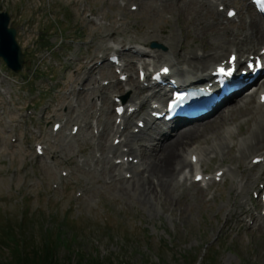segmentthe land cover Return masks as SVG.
<instances>
[{
  "label": "rangeland",
  "instance_id": "rangeland-1",
  "mask_svg": "<svg viewBox=\"0 0 264 264\" xmlns=\"http://www.w3.org/2000/svg\"><path fill=\"white\" fill-rule=\"evenodd\" d=\"M181 1L173 0L170 5H165V10L156 18L152 11H148L152 8L150 4L146 6L141 0H0V11H12L14 15L11 26L17 31L16 41L24 54L26 69L22 76H32L29 83L6 85L5 94L0 95V238L3 231L11 227L10 232H18L19 237L29 235L40 240L45 228L54 233L60 227L62 234L77 236L75 250L113 256L130 264H204L207 250L213 252L209 253L215 261L213 264H264V227L255 229L239 224L238 213L244 209L239 204L250 198L256 181L244 191L239 188L246 185L244 181L248 179L249 183L254 178H247L249 171L244 169L245 162L236 159L237 146L230 152H227L228 147L220 149L219 155H225L223 161H218L220 157L216 155L209 164L202 163V168L209 172L221 166L235 168L240 164V168L235 170L236 178L214 183L205 191L196 185L178 186L171 197L158 191L149 206L116 193V182L108 173L100 172L98 167L85 171L78 166L79 156H83L81 159L86 157L85 164L89 159L92 162L94 156L89 131V137L83 142L84 148L62 137L56 145L49 147L45 157L35 161L33 144L43 137L31 140L25 128L13 126L28 104L33 106L35 103L30 97L34 96L36 89L37 92L42 88L47 90L48 97L55 95L48 112L50 116L59 119L66 114L68 105L64 101L67 97L64 88L75 86L80 80L81 71L77 69L79 64L75 60L80 58L93 62L102 54L99 49L101 42L105 47L114 45L117 37L108 36L105 32L120 31V39H138L143 37L147 26L154 27L156 37L149 41L164 44L166 35L172 31L176 41L171 48L164 44L168 51L181 53L182 47L185 53L193 55L194 51L201 50L202 45L208 44L214 34L225 36L226 30H233L237 23L230 22L225 26L220 19L219 23L212 21L213 6L209 12L198 13V16L193 10L190 18L186 15L183 19L173 12L175 4L180 5ZM230 2L240 5L243 12V5L238 0ZM120 3L126 5L121 8ZM193 3L200 7L194 0ZM130 4H137L140 9L131 12ZM88 14L102 16L100 23L94 25L89 22ZM244 28L240 27L239 31ZM45 44L56 45L60 54L41 59ZM69 58L72 60L68 61ZM58 60L61 65H58ZM38 75L42 81L34 82ZM112 76V73L108 75L109 78ZM51 79H59L61 83L50 89ZM41 103L42 100L38 106ZM249 103L254 110L252 97ZM92 107L93 104L90 110ZM226 114L222 111L220 118L201 128H217L221 132L230 129L236 134V138L228 143L232 145L246 136L237 132V125L244 132L252 125L245 123L246 116L242 115L224 125L222 120ZM80 120H84V116H77L73 111L68 128L72 122ZM209 134L206 136L208 139L214 137V134ZM11 137L17 141L10 142ZM205 139H182L181 142L184 148L199 146L207 151L213 150L214 142ZM106 140L109 143L110 137L107 136ZM140 153L144 154L143 149ZM108 167L109 163H105L104 171ZM63 169H71L72 173L68 177H60ZM115 173L121 177L120 170ZM53 182L58 183L57 189L51 187ZM77 190L83 193L79 198L75 196ZM57 252L61 258L68 254L62 247ZM6 254L0 243V262Z\"/></svg>",
  "mask_w": 264,
  "mask_h": 264
},
{
  "label": "bare ground",
  "instance_id": "bare-ground-1",
  "mask_svg": "<svg viewBox=\"0 0 264 264\" xmlns=\"http://www.w3.org/2000/svg\"><path fill=\"white\" fill-rule=\"evenodd\" d=\"M173 0H141L143 4L147 6L149 3L152 8L148 11H152L153 17H159L160 12L165 10V7L170 5ZM180 5L175 4L173 8V12L176 14H180V16L184 19V17H189L191 11L197 12L199 15L207 13L210 11L211 5L208 4V0H194L196 4L200 7H197L193 0H182ZM166 5V6H165ZM151 13V12H150ZM187 21H191L188 20ZM249 27L252 29V34L247 35L244 39H240L239 41H235V36L226 35L223 36L221 33L214 34L213 37H210L208 44H206L203 48L205 51L201 58H198L196 52L194 53L191 59L185 58V55L179 54H170V52L162 53L163 60L172 61L178 58L180 63L187 66L186 71H193L197 73L198 71H203L206 68L211 67L220 56H223V53L237 47L239 50H244L246 47H251L252 42L256 43H264V28L262 27L258 17L254 15L252 19L249 21ZM115 34L113 33H108ZM145 41H149V39L155 37V28L147 26L146 31L144 32ZM176 36L174 32L170 31L166 35L165 44L167 46L175 45ZM102 45V44H101ZM156 50L155 52H157ZM177 56V57H176ZM205 67L202 69V67ZM106 89H93L91 91L97 94H102L103 90ZM87 102L80 105L77 108V111L81 112L86 106ZM227 115L225 119H223L224 125L231 123L236 120L238 115L246 116L245 123L250 124L251 128L248 127L244 132L241 127L237 125L238 133H244L246 136L243 140L239 142L229 145V141L236 138V134L233 133L230 129L225 132L219 131L217 128L210 129V127H193L187 129L178 130L174 137L164 138L158 136H148L141 137L139 134H129L127 137V143H135L139 139L145 140V143L140 145L141 150L143 149V163L144 172H147L148 175L145 177L143 173L134 170V175L131 179H126L117 176L115 172L120 170L121 166L118 165H110L109 169L104 171L110 175V178H113L114 191L116 193H120L126 195L131 199H137L139 202L151 206L156 196L158 195V191H161L159 194L165 193L167 196H173V193L176 189H178L179 180L177 179L178 174L185 168L190 166V158L191 156L198 152L201 153L202 149L199 150L196 147L192 152L188 154L186 149L184 148V144L181 142L182 139L186 141L198 139V138H206V141L214 142L213 146L215 152H219L221 148L228 147V150L233 149L234 146H237L242 156H245L248 151L254 150L249 144L250 142H257L258 144L264 143V104L256 107L254 110L249 108V99L248 97L244 98L240 102L231 104L226 107ZM224 111V110H222ZM219 116V114H218ZM217 116V117H218ZM199 125L198 123L196 124ZM112 123L109 119L106 122V130L103 135V140L101 141V147L106 151V153H117L119 152L120 147H113L107 143L106 136L112 131ZM214 134L213 138H207L208 134ZM160 136L163 133H159ZM209 134V135H210ZM75 140L77 137H73ZM74 140V141H75ZM220 160L223 161L225 155L221 154ZM212 161V158L209 159V162ZM103 162H107L106 157L103 158ZM135 168V167H134ZM226 178H236V171L229 170L226 173ZM241 190H245L247 186H240Z\"/></svg>",
  "mask_w": 264,
  "mask_h": 264
},
{
  "label": "trees",
  "instance_id": "trees-1",
  "mask_svg": "<svg viewBox=\"0 0 264 264\" xmlns=\"http://www.w3.org/2000/svg\"><path fill=\"white\" fill-rule=\"evenodd\" d=\"M58 229L51 233L45 228L40 240L29 235L19 237L18 232H10L11 227L5 229L0 243L7 254L0 264H130L113 256L86 254L82 250H75L77 236L64 235L60 227ZM59 247L68 252L65 258L57 255Z\"/></svg>",
  "mask_w": 264,
  "mask_h": 264
},
{
  "label": "water",
  "instance_id": "water-1",
  "mask_svg": "<svg viewBox=\"0 0 264 264\" xmlns=\"http://www.w3.org/2000/svg\"><path fill=\"white\" fill-rule=\"evenodd\" d=\"M7 16L0 13V55L5 58L8 65L18 70L21 67L22 55L14 43L12 29H6Z\"/></svg>",
  "mask_w": 264,
  "mask_h": 264
},
{
  "label": "snow or ice",
  "instance_id": "snow-or-ice-1",
  "mask_svg": "<svg viewBox=\"0 0 264 264\" xmlns=\"http://www.w3.org/2000/svg\"><path fill=\"white\" fill-rule=\"evenodd\" d=\"M228 15H229V16H232V15H233V13H232V12H228ZM232 59H235V57H232ZM219 71L223 72V71H224V69H223V68H220V69H219ZM197 179H200V177H199V176H197Z\"/></svg>",
  "mask_w": 264,
  "mask_h": 264
}]
</instances>
